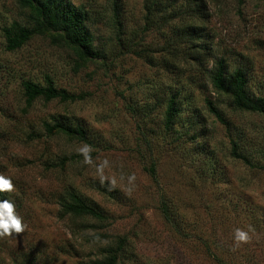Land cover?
Returning <instances> with one entry per match:
<instances>
[{"label":"rangeland","instance_id":"rangeland-1","mask_svg":"<svg viewBox=\"0 0 264 264\" xmlns=\"http://www.w3.org/2000/svg\"><path fill=\"white\" fill-rule=\"evenodd\" d=\"M66 1L89 12L104 60L78 67L41 36L7 51L2 29L27 22L28 11L0 0V175L12 181L4 198L23 226L0 236V264H89L118 238L117 264H264V118L234 109L206 75L179 78L148 53L164 38L142 32L143 0ZM217 2L206 0L213 51L229 72L246 68L249 94L264 97V0ZM47 78L84 98L28 106L22 83L45 87ZM176 92L179 112L166 126ZM55 121L82 128L85 140L49 135L44 124ZM231 140L253 168L231 156ZM71 191L106 219L64 216L60 198Z\"/></svg>","mask_w":264,"mask_h":264},{"label":"trees","instance_id":"trees-1","mask_svg":"<svg viewBox=\"0 0 264 264\" xmlns=\"http://www.w3.org/2000/svg\"><path fill=\"white\" fill-rule=\"evenodd\" d=\"M19 5L28 11V21L24 24L12 23L2 29L6 42V50L13 52L21 49L34 36L48 37L52 43L70 50L76 57L77 66L98 59L104 60V53L94 47V37L90 31L93 21L84 7H76L66 0H17ZM213 8L220 4L217 0H208ZM117 9V5H115ZM206 0H143L144 24L142 32L155 31L162 35L164 43L148 53H159L163 57L161 64L169 71L177 73L182 78L186 72L204 74L212 88L219 94L227 95L234 109L242 112L261 115L264 118V97H252L248 90V71L244 67L228 71V61L224 56L214 53L212 37L207 32L210 12ZM117 20V19H116ZM95 22V21H94ZM118 23V20H117ZM121 23H118L120 26ZM166 31V33H165ZM167 31L169 35H167ZM167 37V38H166ZM170 38V39H169ZM118 41H121L120 39ZM155 59L150 58L154 66ZM47 86L42 87L30 81L22 83L25 102L29 106L35 100H58L72 102L83 99V95L73 96L65 90L52 86L46 79ZM176 92L167 100L165 109V125L168 126L178 114L175 100ZM210 113L219 122L222 117L210 101H206ZM49 135L62 133L69 139L85 140V133L80 127L54 122L44 124ZM231 156L244 165L253 168L248 159L238 152V144L231 140ZM152 177L155 176V166L147 169ZM5 200L4 191H0V201ZM60 206L64 216L80 219H94L103 222L106 218L99 210L89 206L74 191L60 198ZM162 213L168 218L167 208L162 207ZM114 247L102 248L100 258L89 264H117L125 240L117 239Z\"/></svg>","mask_w":264,"mask_h":264},{"label":"clouds","instance_id":"clouds-1","mask_svg":"<svg viewBox=\"0 0 264 264\" xmlns=\"http://www.w3.org/2000/svg\"><path fill=\"white\" fill-rule=\"evenodd\" d=\"M12 181L9 178L0 175V191H11ZM17 233L23 230L21 220L14 214V207L8 200L0 201V236L8 235L11 231ZM247 234L241 229H236L234 239L237 242H245L247 240Z\"/></svg>","mask_w":264,"mask_h":264}]
</instances>
